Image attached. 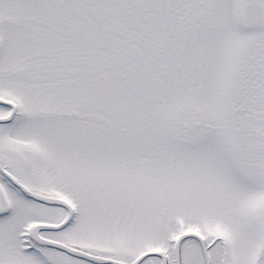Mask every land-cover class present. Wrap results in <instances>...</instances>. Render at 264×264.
Masks as SVG:
<instances>
[{
	"label": "snow or ice",
	"instance_id": "1",
	"mask_svg": "<svg viewBox=\"0 0 264 264\" xmlns=\"http://www.w3.org/2000/svg\"><path fill=\"white\" fill-rule=\"evenodd\" d=\"M0 264H264V0H0Z\"/></svg>",
	"mask_w": 264,
	"mask_h": 264
}]
</instances>
